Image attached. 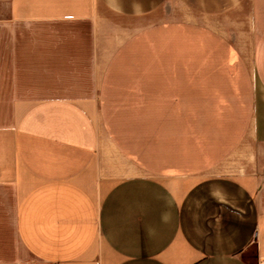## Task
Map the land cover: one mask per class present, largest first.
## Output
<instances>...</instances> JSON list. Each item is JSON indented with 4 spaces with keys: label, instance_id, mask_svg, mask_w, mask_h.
<instances>
[{
    "label": "crops",
    "instance_id": "obj_1",
    "mask_svg": "<svg viewBox=\"0 0 264 264\" xmlns=\"http://www.w3.org/2000/svg\"><path fill=\"white\" fill-rule=\"evenodd\" d=\"M34 263L264 264V0H0V264Z\"/></svg>",
    "mask_w": 264,
    "mask_h": 264
},
{
    "label": "rangeland",
    "instance_id": "obj_2",
    "mask_svg": "<svg viewBox=\"0 0 264 264\" xmlns=\"http://www.w3.org/2000/svg\"><path fill=\"white\" fill-rule=\"evenodd\" d=\"M250 260L252 261L253 258H254V248H251V252H250ZM34 264H37V263H34Z\"/></svg>",
    "mask_w": 264,
    "mask_h": 264
}]
</instances>
